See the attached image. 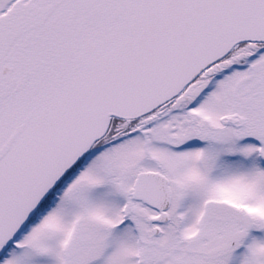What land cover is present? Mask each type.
<instances>
[{"label": "snow or ice", "instance_id": "snow-or-ice-1", "mask_svg": "<svg viewBox=\"0 0 264 264\" xmlns=\"http://www.w3.org/2000/svg\"><path fill=\"white\" fill-rule=\"evenodd\" d=\"M0 264H264V0H0Z\"/></svg>", "mask_w": 264, "mask_h": 264}]
</instances>
